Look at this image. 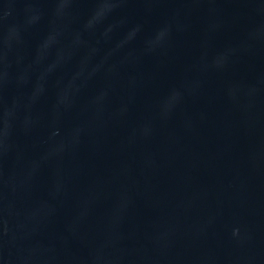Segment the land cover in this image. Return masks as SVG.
I'll list each match as a JSON object with an SVG mask.
<instances>
[{
  "label": "water",
  "instance_id": "water-1",
  "mask_svg": "<svg viewBox=\"0 0 264 264\" xmlns=\"http://www.w3.org/2000/svg\"><path fill=\"white\" fill-rule=\"evenodd\" d=\"M0 264H264V0H0Z\"/></svg>",
  "mask_w": 264,
  "mask_h": 264
}]
</instances>
